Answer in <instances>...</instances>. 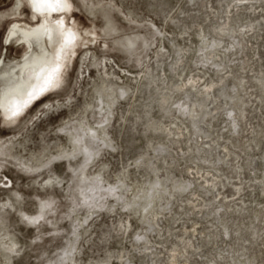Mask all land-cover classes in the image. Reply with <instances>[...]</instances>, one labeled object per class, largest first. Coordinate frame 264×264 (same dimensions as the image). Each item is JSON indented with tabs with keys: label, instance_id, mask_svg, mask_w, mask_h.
Wrapping results in <instances>:
<instances>
[{
	"label": "rangeland",
	"instance_id": "obj_1",
	"mask_svg": "<svg viewBox=\"0 0 264 264\" xmlns=\"http://www.w3.org/2000/svg\"><path fill=\"white\" fill-rule=\"evenodd\" d=\"M57 2V75L19 113L0 112V264H264V0ZM14 22L38 19L26 0H0V69L29 50L6 42ZM104 65L134 77L100 113ZM197 74L217 83L211 112L186 114L185 89L159 108V79ZM148 101L170 136L146 129ZM199 168L219 175L215 187Z\"/></svg>",
	"mask_w": 264,
	"mask_h": 264
},
{
	"label": "bare ground",
	"instance_id": "obj_2",
	"mask_svg": "<svg viewBox=\"0 0 264 264\" xmlns=\"http://www.w3.org/2000/svg\"><path fill=\"white\" fill-rule=\"evenodd\" d=\"M46 2L51 7V9H49V10L54 11L55 9H57V6H58L57 0H46ZM242 3H246V2H242ZM60 4H62V2ZM14 31H12L11 33H9L7 35L6 42H9L11 44L12 43L26 42L27 44L25 43V45L26 46L28 45L29 52H28V54L24 55L23 58H21L20 60H17L15 62L9 61L10 63H7V65L5 67L0 69V112H2L5 115H9V116L19 113L25 104L31 102V100H32L31 98L33 96H35L38 92H40L41 90H43V89H45L51 85L53 79L57 75L56 74L57 71L55 68H53V69L50 68L54 62L53 56H55V55H53V52H51L50 47L57 38L56 33H60L59 28L57 26H51V29H47V31L44 32L45 34L43 33V35L46 36V38H45L46 41L44 40L43 41L44 46H41L40 37L38 39H32L31 37H28V35L25 37L24 34L23 35L21 34L22 35L21 39H18V37L16 35H14V33H13ZM47 32L48 33L50 32V34L48 35ZM186 50H188V49H186ZM41 53L43 55L40 57L39 55ZM160 55L164 56V54H160ZM212 57H214V56H212ZM38 59H39V61H38ZM4 62H5V58H3L1 60L0 64H3ZM17 66H18V72L20 71V73H18V74L15 73L17 71L16 70ZM111 67L104 65V72H103L104 76L109 78V79L106 80L104 78L101 88L99 90L96 89V92L94 95V98L99 101L98 112H100V113L104 112L106 103L110 104L112 106L113 103L117 100L119 95L122 96L127 92L128 87L125 83H123V79H121V77H123V76L134 77L129 72H127V70H125V69L124 70L122 69L123 71H121V72H123V74L117 75L115 69L113 67L112 68ZM140 76H144V78H146L148 80L147 86L143 85L146 88H148L149 85L152 82H154V77H152L150 74L149 66L147 68V71L144 72L143 75H140ZM203 78H204V75H198L197 74L195 76L189 77L188 80H186V81L183 80V82L182 83L180 82L178 85L174 84V86H172V87L171 86H168V87L163 86L166 84V80H167L166 77L159 79V80H161L160 84L162 86V88H161L162 91L159 92V97H158L159 108L162 107L165 103L171 102L175 92L180 91L182 89H185V91L188 92L187 96L190 98V107L186 110V114L187 113L190 114L192 119L196 121L195 117L200 116L201 109H203L205 113H209L210 109H212V108H210L208 111L206 109V107L208 106V103L205 104V102H207L209 100V98H211V97H212L211 98L212 103L216 101V99L219 97V93L217 92L218 87H217V83L215 81H213V80L207 81V80H203ZM119 83H120V85H119ZM187 86H189V87H187ZM158 88H160V87H157V89ZM192 88L194 89L193 90L194 92L191 91ZM139 89H140V86H137L136 89H131V95L135 97L136 96L135 91H139ZM216 92L218 93V95ZM137 100L138 99H136V101ZM150 102L148 101L147 103H145V105H147L149 107L145 111L146 112L145 113L146 118H147L146 129L151 128L154 131L160 129L162 132H165L166 137L170 136L172 134V132H171V128L169 127V125H165L160 120L155 121L153 119V117L149 115L150 114V106H152L150 104ZM88 103L89 102L86 103L87 106H88ZM215 107H213V108H215ZM216 109H217V107H216ZM106 116L107 117L105 118V120L107 121V124H108V122L110 121V119L112 117V113L108 112V114ZM136 118L139 119V115H136ZM200 118H202V117H200ZM79 122H80L79 127L82 130V132L84 133V135H88L93 139L95 138L97 141H101V142L107 141V135H105L106 130L103 129V127L95 128L92 125L86 126L80 120H79ZM180 122H181L180 125L177 127L178 128L177 136H179V137L185 136L186 137L187 135L191 134V131L189 129L188 124H185V122H183V121H180ZM160 130H159V132H160ZM70 139H71V141L72 140L74 141V138L72 135L70 136ZM54 145H57V142L56 143L54 142ZM86 147H87V144H86V146L84 145V148H86ZM223 147L226 148V146H224V145H223ZM27 163H28V165H32L33 163L35 164L36 162H33V159H32L30 161H27ZM205 174L211 175V176L208 177V176H205ZM191 175L202 179L204 184L211 185L212 187H215L214 185L216 184V181L219 179V175H217L215 173L210 174V172L208 170H204L202 168L196 169L194 172L191 171ZM150 186H151V184H150ZM162 188H163V191H165V187L163 184H162ZM153 190H155V189H153ZM195 190H192L191 193L193 196L197 197ZM162 196H163L162 191H159V192L156 191L154 193L152 202L154 201V203H157L158 200ZM191 202H193V201H189V203H191ZM152 206L153 205L150 201L148 204V207H150V208L144 207V212H153V213H151V215H152V218H154L156 215V213H155L156 211H154L152 209ZM147 208H148V210H147ZM128 226L123 225L124 228H122V229H123L124 233L128 229L127 228ZM171 257H172L171 263L172 264H178L177 260L175 259V254H172ZM106 258H109V256Z\"/></svg>",
	"mask_w": 264,
	"mask_h": 264
},
{
	"label": "flooded vegetation",
	"instance_id": "obj_3",
	"mask_svg": "<svg viewBox=\"0 0 264 264\" xmlns=\"http://www.w3.org/2000/svg\"><path fill=\"white\" fill-rule=\"evenodd\" d=\"M26 1L28 2L29 7H30L31 11L34 13L36 19H38V23L34 24V25L26 24L25 26L22 27V26H20L19 23L14 22L13 25L10 27L8 34L15 30L13 33H14V35H16L18 37V39H21L23 34L25 37L28 35V37H31L32 39H38L40 37V39H41L40 44H41V46H44L43 41L44 40L46 41V39H45L46 36H44L43 33L45 31H47V29H51V26H56L55 23H51L49 21L51 15L53 14V12L56 9L54 11L49 10V9H51V7L46 2V0H32V1L26 0ZM59 29L61 30V32L60 31L59 32L62 33V29L61 28H59ZM47 34L49 35L50 32L49 33L47 32ZM21 43L25 44L26 42H21ZM27 47H28V45H27ZM28 52H29V50H28ZM28 52L26 54H28ZM42 55L43 54L41 53L39 56L41 57ZM38 61H39V59H38ZM16 68H17L16 69L17 71L15 73L16 74L20 73V71L18 72V66Z\"/></svg>",
	"mask_w": 264,
	"mask_h": 264
}]
</instances>
